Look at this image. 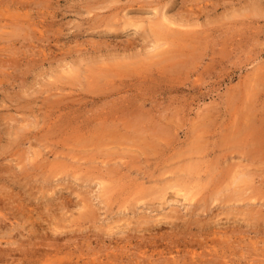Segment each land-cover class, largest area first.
Masks as SVG:
<instances>
[{"label":"rangeland","instance_id":"rangeland-1","mask_svg":"<svg viewBox=\"0 0 264 264\" xmlns=\"http://www.w3.org/2000/svg\"><path fill=\"white\" fill-rule=\"evenodd\" d=\"M263 141L264 0H0V264H263Z\"/></svg>","mask_w":264,"mask_h":264},{"label":"bare ground","instance_id":"bare-ground-1","mask_svg":"<svg viewBox=\"0 0 264 264\" xmlns=\"http://www.w3.org/2000/svg\"><path fill=\"white\" fill-rule=\"evenodd\" d=\"M22 6H24V4H23ZM23 8H24V7H23ZM24 10H25V8H24ZM159 13H160V11H159ZM162 14H163V13L161 12V15H162ZM164 15H165V14H164ZM161 18H162V17H161ZM161 18H160V19H161ZM163 18H164V17H163ZM168 19H169V18H168ZM167 21H168V20H167ZM167 21H166V22H167ZM191 21H193V20H191ZM191 21H190V22H191ZM164 22H165V20L162 21L163 24H164ZM175 22H176V21H175ZM160 23H161V22H160ZM167 23H168V22H167ZM185 23H187V21H186ZM193 23H194V22H193ZM168 24H169V23H168ZM174 24H175V23H174ZM176 24H177V22H176ZM183 24H184V23H183ZM191 24H192V23H191ZM156 25H157V23H156ZM178 25H180V24L178 23ZM159 26H161V25L159 24L158 27H159ZM165 26H166V25H165ZM166 27H167V26H166ZM178 27H179V26H178ZM180 27H184V26H180ZM185 27H186V26H185ZM159 28H160V27H159ZM186 28H187V27H186ZM156 29H157V28H156ZM166 29H167V28H166ZM168 29H170V28H168ZM168 29L165 31L164 27H161L160 29H158V32H157V33L161 35V34H163V33L168 32V34H169V31H170V30L168 31ZM174 29H175V28H174ZM177 30H178V29H177ZM179 30H180V29H179ZM179 30H178V31H179ZM182 30H183V31L180 30L181 33L184 32V29H183V28H182ZM191 30H192V29H191ZM154 31H156V30H154ZM175 31H176V30H175ZM192 31H193V30H192ZM186 32H187V31H186ZM186 32H184V33H186ZM153 33H156V32H153ZM190 33H191V32H190ZM197 33H198V32H197ZM197 33H196V35H194L193 33H191V34L194 35V36L196 37V36H197ZM158 34H157V36H159ZM166 34H167V33H166ZM178 34H180V32H179ZM169 35L171 36L172 33L169 34ZM172 36H173V35H172ZM172 36H171V37H172ZM179 36H180V35L177 36V37H178V40H179V38H180ZM181 36L183 37L182 34H181ZM184 36L186 37V34H185ZM189 36H191V35H189ZM194 36H193V38H195ZM161 37H162V36H161ZM173 37H175V35H174ZM182 37H181L180 39H182V42H181V43L184 45L185 42H186L188 39H185V40H186V41H185V40H184V37H183V38H182ZM186 38H188V36H187ZM197 38H198V37H197ZM197 38H196V39H197ZM200 38H201V37H200ZM171 39H172V38H171ZM167 40H168V39H167ZM189 40H190V39H189ZM200 40H202V39H199V40L197 39V40H195V41L198 42V41H200ZM172 41H173V40H172ZM175 41H176V40H175ZM175 41H173V42L175 43ZM184 41H185V42H184ZM204 41H205V40H204ZM169 42H170V41H169ZM183 42H184V43H183ZM189 42H190V43H189ZM200 42H203V41H200ZM170 43H171V42H170ZM186 43L192 44V43H194V42L191 43V40H190V41H187ZM175 44H176V43H175ZM177 44H180V43L178 42ZM171 45H172V43H171ZM195 45H196V43H195ZM199 45H200V44H199ZM199 45H197L196 48L199 47ZM203 45H204V44H203ZM176 46H177V45H176ZM190 47L192 48V46H190ZM201 47H202V46H201ZM170 48H172V46H171ZM184 48H185V46H184ZM186 48H187L186 51H188V49L191 50V49L188 47V45L186 46ZM194 48H195V47L193 46L192 49H194ZM172 49H173V48H172ZM181 49H182V47H181ZM197 49H198V48H197ZM197 49H196V50H197ZM199 49H200V48H199ZM173 50H174V49H173ZM186 51H184V52H186ZM165 52L167 53V51H165ZM191 52H193V50H191ZM163 53H164V52H163ZM163 53H162V55H160V58H161V56L164 58L165 54H163ZM187 53H188V52H187ZM194 53L197 54V51L195 52V50H194ZM158 54H160V53H158ZM158 54H157V55H158ZM168 54H171V53H168ZM168 54H166V58H167V55H168ZM189 54H190V53H189ZM157 55H156V56H157ZM163 55H164V56H163ZM194 55H195V54H194ZM191 56L193 57V55H191ZM157 57H159V55H158ZM168 57H169V55H168ZM170 57H171V56H170ZM170 57H169V59H170ZM195 57H196V56H195ZM160 58H159V60H160ZM176 58H177V57H176ZM157 59H158V58H157ZM167 59H168V58H167ZM174 59H175V58H174ZM161 60H163V59L161 58ZM164 60H166V59H164ZM172 60H173V57H172V59H170L171 62L168 60V61L170 62V63H169L170 65H171V64H172V65L175 64V63H173L174 60H173V61H172ZM185 60H186V59H185ZM178 61H179V60H178ZM158 62L160 63V61H158ZM161 62H162V61H161ZM180 63H181V62H180ZM262 136H263V135H262ZM259 137H261V136H259ZM259 139H260V138H259ZM262 139H263V138H261V140H262ZM263 142H264V141H263ZM259 147H261V145H260ZM263 147H264V145H263ZM169 188H170V187H169ZM178 190H179V189H178ZM180 192H181V191H180ZM180 192H179V194H180ZM174 193H175V192H174ZM175 194H176V193H175ZM177 195H178V194H177ZM177 195H176V196H177ZM178 196H179V195H178ZM178 196H177V197H178ZM183 196H184V199H185V200H188V201H192L193 198H194V196H191V197H190V195H187V194H184ZM173 199H174V198H173ZM170 201H171V200H170ZM201 210H202V209H201ZM169 214H170V213H169ZM170 215H172V214H170ZM4 217H5V216H4ZM14 217H15V216H14ZM5 218H6V217H5ZM5 218H4V219H5ZM8 218H9V217H8ZM12 218H13V217H12ZM173 218H174V217H173ZM176 218H178V217H176ZM4 219H3V220H4ZM9 219H10V218H9ZM149 219H150V218H149ZM149 219H148V221H151V220L153 221V220H154V219H151V220H149ZM146 221H147V220H146ZM152 221H151V222H152ZM11 223H13L12 220H11ZM173 223H174V222H173ZM173 223H171V224H173ZM18 224H19V222H18ZM8 225H9V224H8ZM10 225H11V224H10ZM13 226H14V225H13ZM13 226H12V227H13ZM16 226H17V223H16ZM23 226H24V225H23ZM10 227H11V226H10ZM14 227H15V226H14ZM21 227H22V226H21ZM24 227H25V226H24ZM24 227H22V228L24 229ZM25 228H26V227H25ZM11 229H12V228H11ZM11 229H10V230L8 229V230L11 232ZM26 229H27V228H26ZM15 230H16V229H15ZM225 230H226V229H225ZM12 231H13V230H12ZM219 231H220V230H219ZM219 231H217V232H219ZM221 232H222V231H221ZM230 232H231V231H230ZM201 233H202V232H201ZM215 233H216V231H215ZM222 233H224V231H223ZM210 234H212V233H210ZM225 234H227V233H225ZM221 235H222V234H221ZM194 236H196V235H194ZM210 236H211V235H209V240H210V242L212 243V240H213V239H211ZM216 236H217V235H216ZM219 236H220V235H219ZM219 236H218V237H219ZM197 237H198V235H197ZM204 237H206V236H204ZM204 237H203V238H204ZM207 237H208V235H207ZM214 237H215V236H214ZM214 237H213V238H214ZM218 237H215V238H218ZM198 238H199V239H202V236H201V237H198ZM230 238H231V237H230ZM195 239H196V237H195ZM199 239H198V241H200ZM219 239H220V238H219ZM223 239H225V238H222L221 240H223ZM231 239H232V238H231ZM204 240H205V238H204ZM206 240H207V239H206ZM14 241H15V239H14ZM186 241H187V240H186ZM188 241H189V239H188ZM196 241H197V239H196ZM196 241L194 240L195 244H196ZM198 241H197V242H198ZM214 241H216V242H214V244L218 242L217 239H216V240L214 239ZM175 242H176V241H175ZM180 242H181V241H180ZM202 242H203V240L201 241V243H202ZM210 242H209V241H205L204 243L207 244V243H210ZM219 242H221V241H219ZM219 242H218V243H219ZM228 242H229V241H228ZM228 242H227V243H228ZM13 243H14V242H13ZM33 243H34V242H33ZM189 243H190V242H189ZM192 243H193V242H192ZM204 243L202 244L203 246H205ZM29 244H30V242H29ZM31 244H32V243H31ZM34 244H35V243H34ZM173 244H174V243H173ZM179 244H180V243H179ZM182 244H183V243H182ZM186 244H188V243H186ZM193 244H194V243H193ZM195 244H194V245H195ZM212 244H213V243H212ZM212 244H210V245H212ZM214 244H213V246H214ZM221 244H222V243H221ZM221 244H220V245H221ZM223 244H224V242H223ZM196 245H198V244H196ZM196 245H195V246H196ZM199 245H201V244H199ZM202 245H201V246H202ZM210 245H207V246H210ZM228 245H230V244H228ZM174 246H175V245H173V247H174ZM189 246H190V245H189ZM203 246H202V247H203ZM207 246H206V247H207ZM213 246H212V247H213ZM226 246H227V245H226ZM153 247H154V246H153ZM166 247H167V246H166ZM181 247H182V246H181ZM190 247H191V246H190ZM199 247H200V246H199ZM212 247H210V248H212ZM169 248H170V247H169ZM169 248H168V249H169ZM208 248H209V247H208ZM208 248H207V249H208ZM213 248H214V247H213ZM213 248L210 250V251H211L210 256H211V255H212V256L215 255V253H218V254H219V252L221 251V249H220V251H219V250H216V251H215V250H213ZM217 248H218V247H217ZM221 248H222V247H221ZM225 248H226V247H225ZM227 248H228V247H227ZM153 249H154V248H152V251H153ZM156 249H157V248H156ZM178 249H179V247H178ZM189 249H190V248H189ZM193 249H194V247H193ZM200 249H201V247H200ZM203 249H204V248H203ZM203 249H202V250H203ZM56 250L59 252V249H58V248H57ZM56 250H55V251H56ZM159 250H160V249H159ZM163 250H164V249H163ZM171 250H172V249H171ZM175 250H177V249L175 248ZM181 250H182V249H181ZM187 250H188V249H187ZM222 250H223V249H222ZM55 251H54V252H55ZM57 251H56L55 253H58ZM169 251H170V250H169ZM228 251H229V250H228ZM142 252H143V251H142ZM148 252H149V251H148ZM154 252H155V250H154ZM158 252H161V250L158 251ZM177 252H178V251H177ZM179 252H180V251H179ZM208 252H209V251L205 252V250H204V253H205V254L208 253ZM214 252H215V253H214ZM156 253H157V252H156ZM167 253H168V252H167ZM174 253H176V252H174ZM174 253H173V254H174ZM190 253H191L192 255L189 254V252H187V255L189 254V256L191 255L192 257H194V256H195V257H198V255L201 254V253H198V255L196 256V255H195V254H196V251H195V252L192 251V252H190ZM213 253H214V254H213ZM224 253H225V251H224ZM228 253H229V252H228ZM228 253H227V254H228ZM146 254L148 255V253H146ZM150 254H151V252H150ZM158 254H159V253H158ZM158 254H157V256H158ZM181 254H182V253H181ZM193 254H194V256H193ZM225 254H226V253H225ZM230 254H231V253H230ZM234 254H235V253H234ZM147 255H146V256H147ZM160 255H161V254H160ZM160 255H159V257L163 256V257H162V261L164 262V261H165V260H163V258H165L164 255H167V254H164V255H161V256H160ZM168 255H169V254H168ZM177 255H178V254L176 253V257L179 258V256H177ZM220 255H221L220 257H221L222 259H223V258L225 259V255H224V254H221V253H220ZM235 255H236V254H235ZM239 255H240V254H239ZM155 256H156V255H155ZM169 256H171V255H169ZM191 256L189 257V259L191 258ZM200 256H201V255H200ZM203 256H204V255H203ZM210 256H209V257H210ZM237 256H238V255H237ZM250 256H251V255H250ZM250 256H249V257H250ZM144 257H145V256H144ZM176 257H175V259L177 260ZM180 257H181V256H180ZM195 257H194V259H195ZM207 257H208V256H207ZM214 257H215L217 260H213ZM217 257H218V256H217ZM217 257H216V255H215V256H213V259H210V258H209V259L212 260V261H214V262H216V261H220V260H218ZM220 257H219V258H220ZM229 257H230V256H229ZM232 257H233V255H232ZM234 257H235V256H234ZM234 257H233V258H234ZM41 258H42V257H41ZM141 258H142V257H141ZM146 258H147V257H146ZM150 258L152 259L153 256L150 257ZM167 258H168V257H167ZM167 258H165V259H167ZM173 258H174V257H173ZM221 258H220V259H221ZM227 258H228V257H227ZM230 258H231V257H230ZM250 258H251V257H250ZM250 258H249V259H250ZM42 259H44V258H42ZM47 259H48V258H47ZM147 259H148V258H147ZM155 259L157 260L158 258L155 257ZM180 259H181V258H180ZM203 259H204V257H203ZM205 259H206V258H205ZM205 259H204V260H205ZM222 259H221V260H222ZM224 259H223V260H224ZM231 259H232V258H231ZM235 259H236V258H235ZM237 259H239V256H238ZM252 259H253V258H251L250 260H252ZM44 260H45V259H44ZM159 260H160V259H159ZM196 260H197V259H195V263H194V264H196ZM201 260H202V259H201ZM255 260H256V259H255ZM255 260H254V261H255ZM162 261H160V262H162ZM193 261H194V260H193ZM197 261L199 262V258H198ZM205 261H208V260L206 259ZM225 261H226V259H225ZM229 261H230V260H229ZM232 261H233V259H232ZM232 261H231V262H232ZM45 262H46V264L48 263L47 261H45ZM45 262H44V264H45ZM158 262H159V261H158ZM163 262H162V263H163ZM174 262H175V261H174ZM179 262H180V261H179V259H178L177 262H176L175 264H177V263H179ZM185 262H186V261H185ZM185 262L182 261V264H184ZM190 262H191V261H190ZM190 262L187 260L186 263L189 264ZM198 262H197V263H198ZM200 262H201V261H200ZM203 262H204V261H203ZM208 262H209V263H208ZM208 262H207V263L210 264V261H208ZM221 262H222V261H221ZM221 262H220V263H219V262H216V264H218V263L221 264ZM234 262H236V261H234ZM244 262H245V261H244ZM250 262H251V261H250ZM260 262H261V261H260ZM150 263H151V262H150ZM152 263H154V262H152ZM166 263H167V261H166ZM171 263H172V261H171ZM171 263H170V264H171ZM186 263H185V264H186ZM207 263H205V264H207ZM254 263H255V264H258V263H256V262H254ZM42 264H43V263H42ZM48 264H49V263H48ZM148 264H149V263H148ZM154 264H155V263H154ZM158 264H159V263H158ZM167 264H169V262H168ZM190 264H192V263H190ZM202 264H204V263H202ZM211 264H212V263H211ZM214 264H215V263H214ZM223 264H227V263L223 261ZM230 264H231V263H230ZM235 264H236V263H235ZM237 264H238V263H237ZM241 264H242V263H241ZM263 264H264V262H263Z\"/></svg>","mask_w":264,"mask_h":264}]
</instances>
